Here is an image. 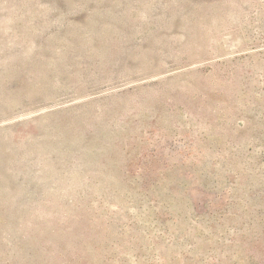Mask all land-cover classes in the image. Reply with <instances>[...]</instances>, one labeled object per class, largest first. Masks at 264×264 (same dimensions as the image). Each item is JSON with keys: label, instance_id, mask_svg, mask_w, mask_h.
<instances>
[{"label": "rangeland", "instance_id": "374dc122", "mask_svg": "<svg viewBox=\"0 0 264 264\" xmlns=\"http://www.w3.org/2000/svg\"><path fill=\"white\" fill-rule=\"evenodd\" d=\"M0 264H264V0H0Z\"/></svg>", "mask_w": 264, "mask_h": 264}]
</instances>
